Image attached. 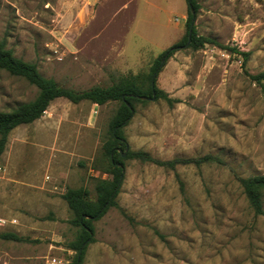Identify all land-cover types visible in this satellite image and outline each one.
Segmentation results:
<instances>
[{
  "label": "rangeland",
  "instance_id": "374dc122",
  "mask_svg": "<svg viewBox=\"0 0 264 264\" xmlns=\"http://www.w3.org/2000/svg\"><path fill=\"white\" fill-rule=\"evenodd\" d=\"M196 1L199 35L249 59L214 44L176 52L157 85L181 102L138 103L124 132L129 150L159 160L223 163L173 171L125 159L118 207L93 221L83 264H264V217L239 183L264 176V94L248 76L264 72V0ZM187 16V0H0V41L43 76L83 91L147 73L185 36ZM37 92L0 70V112ZM117 107L57 98L11 131L0 157V264L72 262L78 228L63 195L82 187L94 200L97 181L111 179L102 146Z\"/></svg>",
  "mask_w": 264,
  "mask_h": 264
},
{
  "label": "trees",
  "instance_id": "16d2710c",
  "mask_svg": "<svg viewBox=\"0 0 264 264\" xmlns=\"http://www.w3.org/2000/svg\"><path fill=\"white\" fill-rule=\"evenodd\" d=\"M188 16L185 36L171 47L160 53L153 61L147 73L129 74L121 76L116 82L107 87H93L91 89L76 91L61 86L53 78L43 76L34 63L17 58L12 50L6 47L4 41H0V70H4L12 76L26 80L36 87L37 96L34 100L18 104L9 112H0V157L5 151L9 134L21 125H28L41 118L52 101L57 98H65L77 104L89 101L97 105H105L109 102H117L118 107L109 121V135L103 143L102 150L107 157L108 166L105 172L111 179H99L95 185L96 197L90 199V192L86 188H69L63 195L67 202L72 218L70 223L78 228L77 235L68 244V248L75 252V256L69 264H83L87 247L94 242L93 221L100 219L112 207H118L117 196L120 192L125 172V159H134L141 163H150L168 170H175L178 165L191 164L200 167L206 163L222 164L223 161L212 155L197 158L159 160L150 153L138 150H129L124 129L136 112L138 103L148 100L141 97H154V100H163L168 106L173 107L181 100L171 97L157 85V78L167 61L182 49L197 51L206 44H214L242 56L244 62L249 59L250 53L240 51L238 48L223 46L214 39L199 35L195 26L190 32V26L194 23L199 5L196 0H187ZM194 11V13L191 10ZM248 76L262 86L264 94V72ZM126 153L125 156L123 154ZM180 191L184 192V184L178 178ZM240 186L255 216L264 217L263 192L264 176H252L239 179ZM125 215V213L122 211ZM3 239L29 242L15 233H4Z\"/></svg>",
  "mask_w": 264,
  "mask_h": 264
},
{
  "label": "water",
  "instance_id": "95a60500",
  "mask_svg": "<svg viewBox=\"0 0 264 264\" xmlns=\"http://www.w3.org/2000/svg\"><path fill=\"white\" fill-rule=\"evenodd\" d=\"M191 10H192V7H191ZM192 12L194 13L193 10H192ZM193 27H194V23H192L191 26H190V32L192 31ZM141 99H145V100H154V97H152V98L141 97ZM125 155H126V153L123 154V156H125Z\"/></svg>",
  "mask_w": 264,
  "mask_h": 264
},
{
  "label": "built area",
  "instance_id": "2783aa9c",
  "mask_svg": "<svg viewBox=\"0 0 264 264\" xmlns=\"http://www.w3.org/2000/svg\"><path fill=\"white\" fill-rule=\"evenodd\" d=\"M49 264H61L59 261H57V259H51V261H49Z\"/></svg>",
  "mask_w": 264,
  "mask_h": 264
}]
</instances>
